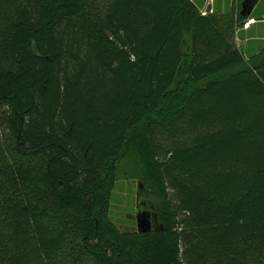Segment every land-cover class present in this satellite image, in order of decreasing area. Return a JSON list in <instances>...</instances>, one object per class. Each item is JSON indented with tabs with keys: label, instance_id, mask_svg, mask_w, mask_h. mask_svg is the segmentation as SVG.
Instances as JSON below:
<instances>
[{
	"label": "trees",
	"instance_id": "16d2710c",
	"mask_svg": "<svg viewBox=\"0 0 264 264\" xmlns=\"http://www.w3.org/2000/svg\"><path fill=\"white\" fill-rule=\"evenodd\" d=\"M240 22L0 0V264H264V42L245 53ZM123 169L151 231L114 216Z\"/></svg>",
	"mask_w": 264,
	"mask_h": 264
},
{
	"label": "crops",
	"instance_id": "0c3cea01",
	"mask_svg": "<svg viewBox=\"0 0 264 264\" xmlns=\"http://www.w3.org/2000/svg\"><path fill=\"white\" fill-rule=\"evenodd\" d=\"M202 10L217 12H238L240 25L238 31L242 33L240 47L247 52L257 50L260 41L264 42V0H195ZM249 21H251L249 23Z\"/></svg>",
	"mask_w": 264,
	"mask_h": 264
},
{
	"label": "rangeland",
	"instance_id": "374dc122",
	"mask_svg": "<svg viewBox=\"0 0 264 264\" xmlns=\"http://www.w3.org/2000/svg\"><path fill=\"white\" fill-rule=\"evenodd\" d=\"M237 42L240 43V40L237 39ZM0 108L3 109L2 114H10V106L9 105H0ZM124 170H121L120 178L124 183V186H126V190L123 191L122 197L123 200L116 201L114 204V216L117 218L118 224L120 225V228H128V227H137L136 224V213H137V192H138V184L140 182V175H134L131 176L125 175ZM133 198V203L131 204L129 198ZM154 211V209H152ZM135 223V224H134Z\"/></svg>",
	"mask_w": 264,
	"mask_h": 264
},
{
	"label": "water",
	"instance_id": "95a60500",
	"mask_svg": "<svg viewBox=\"0 0 264 264\" xmlns=\"http://www.w3.org/2000/svg\"><path fill=\"white\" fill-rule=\"evenodd\" d=\"M152 209L153 206L148 197V193L144 189L143 184L139 182L136 213V224L139 232H148L154 228L157 216L155 213H152Z\"/></svg>",
	"mask_w": 264,
	"mask_h": 264
},
{
	"label": "built area",
	"instance_id": "2783aa9c",
	"mask_svg": "<svg viewBox=\"0 0 264 264\" xmlns=\"http://www.w3.org/2000/svg\"><path fill=\"white\" fill-rule=\"evenodd\" d=\"M251 21H249V23H250Z\"/></svg>",
	"mask_w": 264,
	"mask_h": 264
},
{
	"label": "flooded vegetation",
	"instance_id": "af4514ba",
	"mask_svg": "<svg viewBox=\"0 0 264 264\" xmlns=\"http://www.w3.org/2000/svg\"><path fill=\"white\" fill-rule=\"evenodd\" d=\"M152 213H154V212L152 211Z\"/></svg>",
	"mask_w": 264,
	"mask_h": 264
}]
</instances>
